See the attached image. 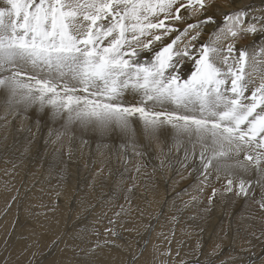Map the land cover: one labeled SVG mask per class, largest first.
<instances>
[{
	"label": "snow or ice",
	"instance_id": "obj_1",
	"mask_svg": "<svg viewBox=\"0 0 264 264\" xmlns=\"http://www.w3.org/2000/svg\"><path fill=\"white\" fill-rule=\"evenodd\" d=\"M0 4V88L14 113L47 108L54 121H63L64 131L49 130L48 140L60 145L54 148L57 155L66 147L71 158L74 138L67 133L73 126L102 139L115 133L125 141L116 149L122 177L128 171L123 156L145 155L140 135L159 143L170 132L174 146L184 151L181 167L197 174V191L211 187L210 203L227 195L264 211V79L257 84L246 70L253 67L249 48L264 53V8L245 5L219 21L207 15L186 23L207 13L209 0ZM207 24L216 27L202 41ZM248 34L260 40L238 47ZM213 176L221 182L219 189ZM252 235L264 240V230Z\"/></svg>",
	"mask_w": 264,
	"mask_h": 264
},
{
	"label": "bare ground",
	"instance_id": "obj_2",
	"mask_svg": "<svg viewBox=\"0 0 264 264\" xmlns=\"http://www.w3.org/2000/svg\"><path fill=\"white\" fill-rule=\"evenodd\" d=\"M209 3L207 13L186 23L207 15L219 21L245 5L264 8V0ZM186 23L175 26L182 29ZM215 27L204 25L201 40ZM172 38L174 34L165 42ZM259 40L248 34L237 46ZM249 56L253 67L246 70L259 84L264 53L249 48ZM62 124L47 108L14 113L0 88V264H260L264 259V240L252 235L264 230V211L227 195L210 203L211 187L197 191V174L181 167L184 151L174 146L170 132L159 143L140 135L141 147L147 144L145 155L138 158L130 151L123 156L128 171L121 177L124 167L116 149L124 140L115 133L102 139L73 126L67 133L74 138L71 158L66 147L57 155L54 148L60 145H52L48 136L50 129L64 131ZM104 145H111V151ZM105 159H110L107 165ZM213 184L221 187L214 176Z\"/></svg>",
	"mask_w": 264,
	"mask_h": 264
},
{
	"label": "rangeland",
	"instance_id": "obj_3",
	"mask_svg": "<svg viewBox=\"0 0 264 264\" xmlns=\"http://www.w3.org/2000/svg\"><path fill=\"white\" fill-rule=\"evenodd\" d=\"M211 195V194H210ZM210 197V196H209ZM95 239V238H94Z\"/></svg>",
	"mask_w": 264,
	"mask_h": 264
}]
</instances>
